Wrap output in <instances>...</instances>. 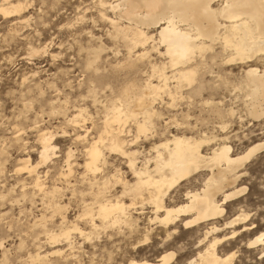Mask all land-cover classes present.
I'll list each match as a JSON object with an SVG mask.
<instances>
[{"label": "bare ground", "instance_id": "bare-ground-1", "mask_svg": "<svg viewBox=\"0 0 264 264\" xmlns=\"http://www.w3.org/2000/svg\"><path fill=\"white\" fill-rule=\"evenodd\" d=\"M26 3L27 0H0V17L14 20L15 27L24 24L28 21L22 14ZM94 3L97 19L108 27L106 36L117 46L113 52L115 50L118 58L114 66L108 64L112 66L110 72L101 74L98 63L102 60L104 48L99 45L89 50V60L85 62V82L91 102L97 103L96 96L103 85L110 86L111 99L107 98L111 101L106 103L110 107L106 110L104 130L84 149L83 167L89 173L86 182L89 191L79 195L81 211L75 221L66 219L62 212L64 207L56 201L60 188L43 186L37 172L38 163H31L29 157L20 161L33 186L44 195L41 206L50 209L51 218L59 220L58 232L49 230L45 222L39 224L46 235L44 238L51 245L65 242L67 248L72 249V234H77L87 243L92 234L101 229L110 231L107 239L111 243L121 237L120 241H127L132 248H138L153 238L159 242L169 241L172 237L177 240L180 227L187 232L202 229L200 237L195 240L196 247H192L195 253L185 260L186 264H230L232 253L221 256L217 246L234 233L243 232L245 226H238V230H232L228 235H214L240 224L246 217L241 213L219 223L225 213L224 206L245 190L246 187L237 186L243 175L241 169L256 152L264 149V139L234 155V147L229 144L230 140L228 143L229 137L224 133L221 136L190 133L193 130L189 122L183 127L189 129L188 134L170 131L166 122L160 129L155 119L162 113L155 106L157 101L164 102L165 99V104L175 107L177 99L200 98L205 99L212 113L223 117L219 107H215L218 104L208 103L212 98L204 97V88H208L204 79L207 75L213 84L209 86V83L212 85L209 82V88H221L229 96L241 97L248 117L253 120L264 117V0H96ZM92 34L89 33L90 40L99 41L98 35ZM233 69L238 71L233 72ZM141 73L146 76L142 81ZM20 87L26 90V96L36 88L32 84L25 85L24 78ZM227 113L232 115L235 112L230 108ZM85 114L86 111L77 106L65 120L77 129L85 128ZM184 114L186 116L187 113ZM128 121H132L135 129V136L131 139L124 136L130 132L124 128ZM112 123L118 126L113 128ZM48 132L38 134V159L41 163L48 160L55 149ZM140 135L149 141L146 152L130 149ZM76 137L81 138L80 135ZM102 147L126 159L132 174L131 183L116 174L102 180L103 177L99 176L105 164ZM204 147L208 151H203ZM138 154L142 157L139 162L136 161ZM68 156L66 164L70 172ZM111 178L113 183L121 185L120 191H106L110 188ZM178 191L182 196L180 199L177 197V204H174L176 201L173 202L172 198ZM140 218L147 226L139 228ZM76 220H80L83 226ZM140 229L143 236L129 241L131 235ZM263 236H255L246 247L260 246V252L264 251ZM49 254L62 257L63 252L57 249L46 253L37 249L29 255L28 261L46 264ZM130 257L127 258L128 264H170L174 252L164 251L153 260Z\"/></svg>", "mask_w": 264, "mask_h": 264}, {"label": "rangeland", "instance_id": "rangeland-1", "mask_svg": "<svg viewBox=\"0 0 264 264\" xmlns=\"http://www.w3.org/2000/svg\"><path fill=\"white\" fill-rule=\"evenodd\" d=\"M94 1L96 0H27V7L22 14L28 21L17 25V28L13 24L14 20L6 19V22L0 17V264H32L28 261L29 255L37 249L46 253L57 249L63 252V259L49 254L46 264H125L129 256L134 259L153 260L164 251L174 252L170 264H186V261L195 253V248L192 247H196L195 240L200 237L202 229L198 232L195 229L187 232L180 227L176 236L177 240L172 237L169 241L159 242L158 239L153 238L146 245L138 248H132L133 246L127 241H120L121 237L116 239L114 237L113 244L110 239H107L110 238L108 234L110 231L99 229L98 233L96 231L92 234L91 240L87 243L83 242L77 234H72L73 248L69 249L65 242L49 244L39 226L45 222L49 230L58 232L59 220L57 217L51 218L50 209L46 210L41 206L45 199L44 195L33 186L32 179L27 177L20 161L29 157L31 163H38L37 172L43 186L48 189L53 186L60 188L56 193V201L64 207L62 212L66 219L75 221L77 214L79 215L81 211L79 195L81 192L86 194V191H89L87 184L89 173L85 172L83 167L86 157L84 149L104 130L106 110L110 107L107 105L111 101L109 100L111 99L110 86L101 87L96 96L97 103L94 104L88 96L85 82L84 67L85 62L89 60L90 49H96L99 45L104 48L101 53L102 60L98 63V71L101 74L110 72V68L115 65V60L118 58L114 54L115 50L113 52L117 46L113 45L106 36L107 25L97 19V7ZM91 32L96 37L98 35L99 41L90 40L88 36ZM237 71L233 69V72ZM145 77L142 73L140 74L141 81ZM23 78L25 85L32 84L37 88H34L31 94L27 93L29 94L27 96L24 86L20 87V81ZM204 79L212 84L209 76L206 75ZM208 83H206L208 88H204L208 91H203L204 97L209 96L213 99H209L208 103L218 104L215 107L217 109L219 107L223 117L217 116L215 112L212 113L205 99H177L175 107L165 104L167 101L165 99L164 102L157 101L155 106L162 113L155 119L158 123L157 127L163 129L166 122L170 131H184L188 134L189 129L183 127L189 122L193 130L190 133L204 132L208 135L214 133L218 136L224 133L229 137L227 141L229 143L230 140L229 144L232 148L234 147L235 153L264 139V117L258 120L251 119L244 112L241 97L229 96L221 88L210 87V89L209 86L213 84ZM210 90L213 92H209ZM20 91L23 93L20 94ZM211 95L216 97L213 98ZM77 106L86 111L84 127L87 131H84L85 128L77 129L65 120V117ZM228 107L235 113L232 115L227 113L230 109ZM184 113H187L186 116ZM112 124L113 128L118 126L115 123ZM223 124L225 126L222 129ZM124 128L130 130L124 135L125 138L131 139L133 135L135 136L132 121H128ZM38 129L41 130L38 131ZM41 131L46 133L49 131L47 136L50 135L51 143L55 146L48 160L43 163L38 159V151H40L38 134ZM77 135L81 138L77 139ZM148 142L143 135H140L130 149L146 152L149 148ZM206 149L207 147H204L203 151H208ZM102 150L105 156V164L101 167L99 175L103 177L102 180L116 174L131 183L132 174L127 168L126 159L103 147ZM262 152L264 149L256 152L242 167L243 175L239 178L237 186L246 188L237 197L238 200L236 198L225 205L226 207L224 206L225 213L219 223L241 213L246 217L240 224L214 235L218 237L223 234L228 235L232 233V230L245 226L243 232L234 233L231 238L217 246L221 256L232 253V264H256V261L261 258L259 253L262 247L247 248L246 244L255 236L264 235V155L261 154ZM67 156L70 172L66 164ZM139 160H142L141 154L137 155L136 161L139 162ZM113 182L112 180L109 184L110 188L106 191L113 193L121 190V185ZM181 196L180 191L177 194L174 193L172 201L175 202ZM174 204H177V201ZM76 222L83 226L80 220ZM138 224L139 228L147 226L143 218H140ZM142 236L143 232L140 229L131 235L129 241H135ZM101 247L104 248L101 249ZM178 248L182 249V252Z\"/></svg>", "mask_w": 264, "mask_h": 264}, {"label": "snow or ice", "instance_id": "snow-or-ice-1", "mask_svg": "<svg viewBox=\"0 0 264 264\" xmlns=\"http://www.w3.org/2000/svg\"><path fill=\"white\" fill-rule=\"evenodd\" d=\"M233 154L235 155L236 153L234 152ZM261 154L264 155V152H262ZM259 254L261 258L256 261V264H264V251H261ZM125 264H128V262L126 261Z\"/></svg>", "mask_w": 264, "mask_h": 264}]
</instances>
